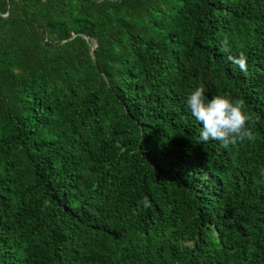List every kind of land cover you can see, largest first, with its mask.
Returning a JSON list of instances; mask_svg holds the SVG:
<instances>
[{"label": "trees", "instance_id": "16d2710c", "mask_svg": "<svg viewBox=\"0 0 264 264\" xmlns=\"http://www.w3.org/2000/svg\"><path fill=\"white\" fill-rule=\"evenodd\" d=\"M262 173L264 0H0V264H264Z\"/></svg>", "mask_w": 264, "mask_h": 264}, {"label": "clouds", "instance_id": "9594fccd", "mask_svg": "<svg viewBox=\"0 0 264 264\" xmlns=\"http://www.w3.org/2000/svg\"><path fill=\"white\" fill-rule=\"evenodd\" d=\"M221 50L225 53L230 51L227 40L223 41ZM228 59L238 66L240 71H247V59L243 53L238 56L229 55ZM186 105L192 116L202 125L198 143L217 141L221 147L227 148L245 140H254L251 129L247 127L250 117L244 111L242 101H232L219 95L209 99L205 88L200 86L188 95ZM143 205L145 208L151 206L147 198Z\"/></svg>", "mask_w": 264, "mask_h": 264}]
</instances>
